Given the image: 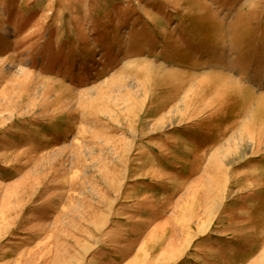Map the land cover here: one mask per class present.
<instances>
[{"label": "rangeland", "instance_id": "1", "mask_svg": "<svg viewBox=\"0 0 264 264\" xmlns=\"http://www.w3.org/2000/svg\"><path fill=\"white\" fill-rule=\"evenodd\" d=\"M0 264H264V0H0Z\"/></svg>", "mask_w": 264, "mask_h": 264}, {"label": "crops", "instance_id": "2", "mask_svg": "<svg viewBox=\"0 0 264 264\" xmlns=\"http://www.w3.org/2000/svg\"><path fill=\"white\" fill-rule=\"evenodd\" d=\"M247 201H248V198L245 199V202H247ZM221 202H222V201H221ZM244 206H245L244 208L246 209L247 204H244ZM244 208H242V209H243L242 212H244V210H245ZM221 214H222L223 216L226 215L224 211L221 212ZM227 215H228V214H227ZM227 215H226L225 217H222V216H221V218H222L221 220H222V221L220 220V222H219V224H218V227H219V226H222L223 223H226L227 226H230L229 224H230L231 222H233V220H234V216H233V217H230V216L228 217ZM241 216H243V215H241ZM225 221H226V222H225Z\"/></svg>", "mask_w": 264, "mask_h": 264}, {"label": "bare ground", "instance_id": "3", "mask_svg": "<svg viewBox=\"0 0 264 264\" xmlns=\"http://www.w3.org/2000/svg\"><path fill=\"white\" fill-rule=\"evenodd\" d=\"M260 111V110H259Z\"/></svg>", "mask_w": 264, "mask_h": 264}]
</instances>
